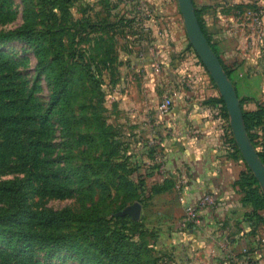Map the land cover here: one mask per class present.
<instances>
[{"label": "rangeland", "instance_id": "374dc122", "mask_svg": "<svg viewBox=\"0 0 264 264\" xmlns=\"http://www.w3.org/2000/svg\"><path fill=\"white\" fill-rule=\"evenodd\" d=\"M254 1L259 5L236 4L234 8L247 16H253L254 12L261 14L264 0ZM49 4L47 8L42 0H0V32L26 24L38 29L51 26L63 42L68 63L72 65L71 57L76 56L83 72L85 67L86 70L92 69L98 82L85 83L84 73L80 71L83 74L79 75L77 72L69 84V101L61 98L43 119L41 115L53 91L54 66L51 59L47 61L46 70L38 73L39 59L33 45L20 40L0 41L3 122L0 125V182L24 178L33 172L28 200L34 209L84 212L96 208L108 217H118L130 216L124 214L125 209L140 203V217L137 220L130 217L144 223L152 233L150 246L161 264H233L231 256L235 252H238L236 264H248L252 259L248 258L247 248L243 249L245 245L232 251L228 246L226 249L219 246L215 252H210V247L199 235L189 234L193 228L181 226L182 229L173 228L175 231L161 233L152 228L154 224L167 222L159 211L167 208L169 202L167 198L154 199L160 193L152 191L170 184V180L162 156L163 137L155 128L158 118L165 116L157 110L160 92L146 90L149 74L139 66L144 61L146 47L154 42L149 22L152 11L147 0H70L65 6L49 0ZM188 44L191 54L197 59L199 56L189 38ZM206 71L209 73L207 68ZM259 106H264V102ZM137 109L151 116L149 129L144 128L146 121L142 123L133 117L132 113ZM63 111L68 117L72 116L70 121L62 118ZM12 115L22 117L23 138L25 141L30 138L32 144L12 142ZM226 117L233 154L248 171L250 169L235 142L229 114ZM80 134L85 138H80ZM88 135L94 136L93 143L87 142ZM104 149L119 172L129 174L140 168L150 178L140 177L138 188L132 186L128 191L121 188L110 193L95 184L90 188L87 185L82 187L76 176L67 173L72 165L81 164L84 153L85 156L88 153L100 154ZM61 186L68 187L69 192L57 191ZM168 190L167 187L164 192ZM145 191L148 192L147 199ZM261 191L263 193L262 188ZM11 204L8 195L3 196L0 192V208ZM183 214L184 208L179 221ZM163 215H170V212ZM28 248L25 247L26 252H31L29 255L14 256L13 246L0 242V264H76L65 258V253H58L50 260L44 257L42 247ZM224 256L228 260L224 261Z\"/></svg>", "mask_w": 264, "mask_h": 264}, {"label": "crops", "instance_id": "0c3cea01", "mask_svg": "<svg viewBox=\"0 0 264 264\" xmlns=\"http://www.w3.org/2000/svg\"><path fill=\"white\" fill-rule=\"evenodd\" d=\"M147 2L152 11L149 22L154 42L146 47L142 64L135 63L149 74L147 91H159L160 100L165 94L174 100L172 110L158 118L155 127L163 137L162 156L170 184L167 192L154 197L169 199L167 208L159 211L167 222L154 224L152 228L160 233L182 229L179 223L182 209L210 193L216 197L218 206L203 208V225L189 230V234L199 235L210 252L219 246L224 249L228 246L232 251L245 245L243 249L247 248L254 264H264V221L258 222L248 215L252 204L242 201L243 193L236 185L245 167L233 154L230 127L218 87L191 54L177 0ZM193 2L207 36L231 71L237 92L244 100L243 109H258L264 102V56L261 57L264 10L256 20L234 8L236 4L259 5L254 0ZM186 76L190 79L189 86L182 82ZM132 115L142 123L146 121L144 128L149 129L151 116L145 111L137 109ZM252 132L258 145L264 143V122ZM165 212L170 215H163ZM235 253L231 256L233 264L238 255ZM225 256L224 261L228 260Z\"/></svg>", "mask_w": 264, "mask_h": 264}, {"label": "trees", "instance_id": "16d2710c", "mask_svg": "<svg viewBox=\"0 0 264 264\" xmlns=\"http://www.w3.org/2000/svg\"><path fill=\"white\" fill-rule=\"evenodd\" d=\"M55 2L59 6H65L70 0H55ZM42 3L49 8V0H42ZM196 13L205 36L217 53L203 28L198 10ZM57 35L58 32L51 26L46 29H38L29 24L7 32H0V41L20 40L35 47V54L39 59L36 69L38 73L43 69L46 70L47 61L51 59L54 66L53 91L50 95V102L41 115L43 119L51 113L61 98L69 101L67 98L69 84L77 72L79 75L84 73L85 83L87 81L92 84L98 82L92 69L86 70L85 67L83 72L76 56L71 57L72 65L68 63L63 42L57 38ZM220 60L232 79L231 71L221 58ZM1 94L0 89V104ZM220 101L223 104L225 116H228L222 97H220ZM243 101L241 99L242 107ZM243 112L249 136L264 162V147L263 149L259 148L252 132L254 128L264 122V106H259L253 111L243 109ZM61 116L66 121H70L72 118V116L68 117L64 111ZM11 117L14 121L10 128L12 142L14 144L24 142L32 144L30 138L26 141L23 138L22 117L20 115ZM1 123L3 122L0 105V125ZM79 137L85 138L82 134ZM86 138L89 144L95 141L92 135H88ZM237 151L239 152L238 149ZM67 173L76 176L82 187L87 185L90 188L92 184H95L110 193L112 190L119 191L121 188L128 191L132 186L138 188L140 177H146L145 180L150 178L140 168L130 171L129 174L119 172L105 149L100 154L88 153L85 156L84 153L81 156V164L72 165V169ZM32 174L33 172L30 171L24 178L7 179L0 182V192L3 196L8 195L12 201L10 206L0 208V242L11 244L14 256L29 255L31 252H26V246L29 247L28 249L40 246L45 250V258L51 260L58 253H65L63 256L72 259L76 264H161L159 258L154 256L150 246L149 237L152 233L145 228L144 223L134 221L130 216L108 217L96 208L87 209L84 212H76L71 209L32 208L28 200V191L33 186ZM236 185L243 193L242 201L252 204V211L248 215L256 217L258 222L264 221V195L255 176L250 170L245 169L236 181ZM167 187L169 188V184L154 189L152 193L164 192ZM57 191L68 193L69 188L61 186ZM146 193L148 194L145 191L144 195ZM147 194L144 196L145 199L148 198ZM10 256L13 257V255ZM248 258L251 259L249 254ZM58 264H64V262Z\"/></svg>", "mask_w": 264, "mask_h": 264}, {"label": "water", "instance_id": "95a60500", "mask_svg": "<svg viewBox=\"0 0 264 264\" xmlns=\"http://www.w3.org/2000/svg\"><path fill=\"white\" fill-rule=\"evenodd\" d=\"M177 2L189 41L218 87L230 117V126L235 142L244 161L259 182L264 194V162L249 136L241 98L237 92L236 86L224 68L220 57L213 50L210 42L205 36L193 0H177ZM141 211L142 205L140 203H135L128 206L124 214H128L132 216L133 219L137 220L140 217Z\"/></svg>", "mask_w": 264, "mask_h": 264}, {"label": "built area", "instance_id": "2783aa9c", "mask_svg": "<svg viewBox=\"0 0 264 264\" xmlns=\"http://www.w3.org/2000/svg\"><path fill=\"white\" fill-rule=\"evenodd\" d=\"M253 17L257 20L259 19L258 13L254 12ZM197 62L205 68L202 60L198 57ZM184 85H190V79L186 76L182 79ZM174 107V100L171 95L165 94L162 96L160 102L158 103V112L161 115L168 114ZM264 143L259 145L260 149H263ZM218 202L213 194L207 193L201 197L197 202L192 204H187L184 207V214L179 221L180 225L184 228H198L203 225L202 209L205 207L216 208ZM264 240V239H263ZM248 264H254L252 260L248 261Z\"/></svg>", "mask_w": 264, "mask_h": 264}]
</instances>
